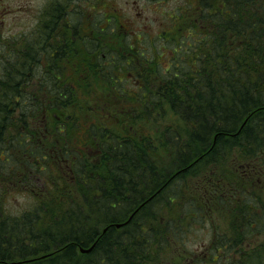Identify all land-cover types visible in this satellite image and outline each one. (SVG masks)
<instances>
[{"label": "trees", "instance_id": "16d2710c", "mask_svg": "<svg viewBox=\"0 0 264 264\" xmlns=\"http://www.w3.org/2000/svg\"><path fill=\"white\" fill-rule=\"evenodd\" d=\"M98 1L39 11L0 72V264H183L199 230L213 263L254 264L264 0H176L156 30Z\"/></svg>", "mask_w": 264, "mask_h": 264}, {"label": "rangeland", "instance_id": "374dc122", "mask_svg": "<svg viewBox=\"0 0 264 264\" xmlns=\"http://www.w3.org/2000/svg\"><path fill=\"white\" fill-rule=\"evenodd\" d=\"M60 1L62 0H0V10L2 12H8L4 19V23L11 24L10 27L8 28L7 25L4 26L2 32L3 33L17 32L20 30L21 26L24 25V22L25 23L27 22L26 24L29 27H31L33 25L34 15H37L39 11L42 12L44 9H48L50 5L58 4V2ZM86 2L87 0H81V2H79V0H72V4L71 2H66V6L67 8H70L73 5L77 8L78 7H81V9L84 8L82 9V11L85 13L87 10H89L86 7ZM110 3L114 7V9L120 11V13H122L126 17L127 23L133 26L132 30H140L141 27L144 28L143 25L146 26L148 25V27L151 25L153 26V29L156 30L163 27L164 23L166 22L165 19L166 13L171 11L174 8L175 4L178 3V1L169 0L165 2L154 3V2H149L147 0H111ZM19 6H23V8L22 7L20 8ZM105 6H106L105 0L98 1L97 8L103 9ZM22 201H23L22 197L16 196V198L12 200V203H14L15 205H19V203ZM215 220L219 222V220L217 219ZM225 221L226 220L224 219L222 214V222H223L222 227L224 228H225V223H224ZM196 229H198V227H196ZM208 240L209 237L206 234L205 230L194 231L192 234L188 236L185 250L183 251L181 250V253L168 252V255L171 254L169 259L172 260V258L175 256H177V258H182L183 255H186L188 257H191L194 261L188 262V258H186V261L183 264H191V262H194V264H217V263H213L212 258L215 257V252L210 251L209 248L210 246L207 245ZM245 248L246 250H248L250 246H245ZM156 254L157 253L153 255V258H155ZM140 255L141 253L139 251L136 254V256L133 254V252L129 253L130 259H134L135 257V262L124 263V264H142ZM234 259L240 260L238 257H234ZM250 259H254L253 261L254 263L262 264L264 263V253L258 254V252H255L250 257ZM153 262L154 261H148L146 262V264H153ZM218 264H222V263H218ZM223 264L226 263L223 262Z\"/></svg>", "mask_w": 264, "mask_h": 264}, {"label": "flooded vegetation", "instance_id": "af4514ba", "mask_svg": "<svg viewBox=\"0 0 264 264\" xmlns=\"http://www.w3.org/2000/svg\"><path fill=\"white\" fill-rule=\"evenodd\" d=\"M4 6V5H3ZM20 8L23 6H19ZM25 7V6H24ZM7 8V7H4ZM23 12V11H22ZM8 12H2L0 10V45H4V47L0 48V72H3L6 68L10 69L12 72L16 71L17 69H19V65H17L16 67L14 66L13 62L15 60H17L19 62V55H20V51L19 48L24 44L25 38H27L29 36V30L30 27L24 22V25L21 26L20 30L17 32H5L3 33L2 30L4 28V26L7 25V28L10 27L11 24L9 23H4V19L6 17ZM26 33V34H25ZM11 44L12 47H15L11 51H9V45ZM8 57H10V63L8 61ZM24 60L26 61V63H24L23 65V72L27 71L29 69L28 66V59L27 56L23 55ZM249 249H252V247H250ZM49 258V256H44L42 257V259H47ZM73 258H76V256H74ZM27 264H32V262L27 263ZM40 264H63V263H47V262H42ZM64 264H78L77 261H73V262H66ZM235 264H241L240 262H237ZM254 264H259V263H254ZM264 264V263H262Z\"/></svg>", "mask_w": 264, "mask_h": 264}, {"label": "bare ground", "instance_id": "6f19581e", "mask_svg": "<svg viewBox=\"0 0 264 264\" xmlns=\"http://www.w3.org/2000/svg\"><path fill=\"white\" fill-rule=\"evenodd\" d=\"M222 97V96H221ZM220 98V97H219ZM256 99V98H255ZM258 105H260V104H258ZM253 107V106H252ZM153 171V170H152ZM179 184V183H178ZM180 186V185H179ZM178 186V187H179ZM175 188V187H174ZM169 192V191H168ZM174 192H176V191H174ZM147 203V202H146ZM76 211V210H75ZM137 212V211H136ZM75 213V212H74ZM40 264V263H39ZM64 264V263H63Z\"/></svg>", "mask_w": 264, "mask_h": 264}, {"label": "water", "instance_id": "95a60500", "mask_svg": "<svg viewBox=\"0 0 264 264\" xmlns=\"http://www.w3.org/2000/svg\"><path fill=\"white\" fill-rule=\"evenodd\" d=\"M120 225H116V227H119Z\"/></svg>", "mask_w": 264, "mask_h": 264}]
</instances>
